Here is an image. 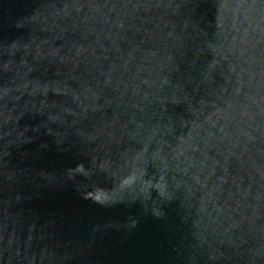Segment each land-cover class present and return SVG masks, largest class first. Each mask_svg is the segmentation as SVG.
<instances>
[{"label":"water","instance_id":"obj_1","mask_svg":"<svg viewBox=\"0 0 264 264\" xmlns=\"http://www.w3.org/2000/svg\"><path fill=\"white\" fill-rule=\"evenodd\" d=\"M0 264H264V0H0Z\"/></svg>","mask_w":264,"mask_h":264}]
</instances>
